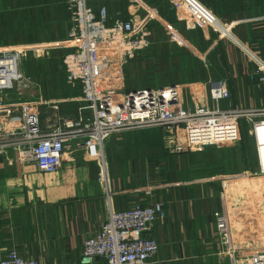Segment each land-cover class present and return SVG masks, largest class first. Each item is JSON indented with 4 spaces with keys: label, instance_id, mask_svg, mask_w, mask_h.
Masks as SVG:
<instances>
[{
    "label": "crops",
    "instance_id": "obj_1",
    "mask_svg": "<svg viewBox=\"0 0 264 264\" xmlns=\"http://www.w3.org/2000/svg\"><path fill=\"white\" fill-rule=\"evenodd\" d=\"M100 3L111 16L150 32V46L116 72L117 91L179 84L186 107L206 110L213 107L208 81L221 78L230 93V99L220 104L222 109L263 105L264 93L251 73L255 62L264 59V20L236 22L264 17V0H202L221 27L194 32H186L176 20L168 0ZM90 5L96 8L99 3ZM67 20L64 0H0V46L62 41L67 36ZM196 40L201 46L208 44L207 49L195 48ZM186 43V49L181 47ZM200 52L209 57L210 69L200 67ZM23 70L28 78V68L23 66ZM63 84L68 87L64 78ZM26 88L30 89L27 99L43 100L32 87ZM69 101L44 102L60 110ZM8 115L7 110L0 112V138L11 135L10 123L3 121ZM170 138L161 129L110 138L105 149L107 188L99 182L98 164L83 152L70 153L54 173L20 163L12 151L0 156V254L15 251L42 264H79L84 240L98 230L109 210L162 202L164 220L149 224L145 232L159 246L150 264H227L216 256L219 245L213 220L216 210L228 208L226 195L213 188L204 173L207 164L197 159L204 156L202 151L173 154ZM232 219L240 247L245 239L240 238L247 232L236 229Z\"/></svg>",
    "mask_w": 264,
    "mask_h": 264
},
{
    "label": "built area",
    "instance_id": "obj_2",
    "mask_svg": "<svg viewBox=\"0 0 264 264\" xmlns=\"http://www.w3.org/2000/svg\"><path fill=\"white\" fill-rule=\"evenodd\" d=\"M91 2L99 5L94 8ZM100 2L64 0L68 29L62 41L0 46V112H9L3 121L10 123L11 129L8 138H0V156L12 151L20 163H32L41 173H54L70 153L83 152L98 164L99 182L107 188L105 149L114 135L161 129L171 136L168 144L172 153L185 154L212 146H236L245 126L254 144L252 176H264V103L257 108L222 109L220 104L230 99V93L221 78L208 81L213 107L206 110L186 107L179 84L117 91L116 72L150 46V32L136 30L131 22L111 16ZM168 2L186 31L218 29L201 0ZM262 20L264 17H255L236 24ZM56 51H62L63 78L74 94L69 101L76 105L74 112H61L56 104L42 99L7 103L5 91L13 82L18 94L29 82L23 62L28 58H48ZM251 77L264 93V59L255 62ZM43 112L45 118H41ZM177 127L182 128L184 144L177 143L174 136ZM165 216L162 202L134 203L123 211L109 210L98 230L84 240L79 264H150L159 246L146 235V228ZM213 220L219 260L227 264H264V239L258 245L244 240L243 246H236L227 207L216 210ZM0 264L42 263L24 259L14 251L7 256L0 254Z\"/></svg>",
    "mask_w": 264,
    "mask_h": 264
},
{
    "label": "rangeland",
    "instance_id": "obj_3",
    "mask_svg": "<svg viewBox=\"0 0 264 264\" xmlns=\"http://www.w3.org/2000/svg\"><path fill=\"white\" fill-rule=\"evenodd\" d=\"M193 45L195 48L205 50L208 47V44L201 46L197 40L193 42ZM181 47L186 49L187 43ZM61 55L62 52L56 51L51 53L48 58L39 60L29 58L23 62L24 68L29 70H27L29 76L27 83L30 84L26 87H32L34 92L37 95L40 94L44 101H66L74 97V94H71L72 91H68V87L66 88L63 84ZM198 56L200 60L196 59L200 61V67L210 69L209 57L204 52H200ZM173 67L174 65L171 64V69ZM188 67L190 64L187 65ZM29 91L30 89L27 88H21V94H18L17 90L5 91V100L27 99ZM73 107L74 104L72 103H62L60 110L70 113L74 112L75 107ZM175 130L174 136L177 143L184 144L182 128L177 127ZM240 140L239 144L233 147L212 146L204 148L201 150L204 156L201 157L200 154L197 159L207 157L210 160V171L206 173L210 176L212 187L225 193L231 219L234 217V221H236V229L247 232V235L245 234L247 238L244 236V240L258 245L264 239V176H252L255 167L254 144L245 126L241 129ZM240 246H243V241H240Z\"/></svg>",
    "mask_w": 264,
    "mask_h": 264
},
{
    "label": "trees",
    "instance_id": "obj_4",
    "mask_svg": "<svg viewBox=\"0 0 264 264\" xmlns=\"http://www.w3.org/2000/svg\"><path fill=\"white\" fill-rule=\"evenodd\" d=\"M186 32H189V31H186ZM190 32H194V31H190ZM8 45H11V44H8ZM204 163L207 164V166H205L204 168L205 172H209L210 171V160L207 157L204 159Z\"/></svg>",
    "mask_w": 264,
    "mask_h": 264
},
{
    "label": "water",
    "instance_id": "obj_5",
    "mask_svg": "<svg viewBox=\"0 0 264 264\" xmlns=\"http://www.w3.org/2000/svg\"><path fill=\"white\" fill-rule=\"evenodd\" d=\"M15 89V83L13 82L12 83V87H11V89H9V90H14Z\"/></svg>",
    "mask_w": 264,
    "mask_h": 264
}]
</instances>
